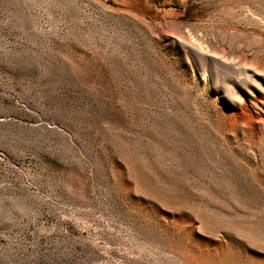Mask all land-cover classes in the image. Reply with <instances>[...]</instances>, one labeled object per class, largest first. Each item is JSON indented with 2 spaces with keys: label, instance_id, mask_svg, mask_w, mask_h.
<instances>
[{
  "label": "rangeland",
  "instance_id": "rangeland-1",
  "mask_svg": "<svg viewBox=\"0 0 264 264\" xmlns=\"http://www.w3.org/2000/svg\"><path fill=\"white\" fill-rule=\"evenodd\" d=\"M0 264H264V0H0Z\"/></svg>",
  "mask_w": 264,
  "mask_h": 264
}]
</instances>
